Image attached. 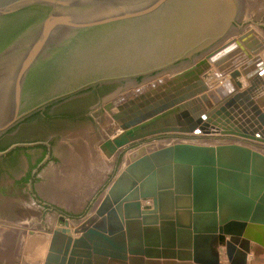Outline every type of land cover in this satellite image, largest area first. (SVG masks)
Returning <instances> with one entry per match:
<instances>
[{
    "label": "water",
    "instance_id": "water-1",
    "mask_svg": "<svg viewBox=\"0 0 264 264\" xmlns=\"http://www.w3.org/2000/svg\"><path fill=\"white\" fill-rule=\"evenodd\" d=\"M225 28L239 39L170 68ZM242 41L253 53L264 46V0H0V137L13 143L0 150V264H223L220 246L229 264H249L252 242L264 245V155L238 143L141 155L75 229L80 237L68 224L51 235L57 214H77L132 142L211 129L264 143V88L207 109L217 91L226 96L202 82L209 59L224 73L239 68V87L240 74L264 85L263 59ZM155 72L172 74L165 89L129 99ZM197 80L202 88L187 91ZM108 100L122 127L112 139L101 129Z\"/></svg>",
    "mask_w": 264,
    "mask_h": 264
},
{
    "label": "rangeland",
    "instance_id": "rangeland-1",
    "mask_svg": "<svg viewBox=\"0 0 264 264\" xmlns=\"http://www.w3.org/2000/svg\"><path fill=\"white\" fill-rule=\"evenodd\" d=\"M234 38H238V36L232 31V29L225 28L219 33H217L215 36L211 37L204 43L194 48L192 53H190L189 55H186L183 58H179L178 60H176L170 68L177 71L180 70L182 72L187 67L195 64L200 59L206 58L207 54L219 48L220 46H223L224 44L233 40ZM156 72L151 74V76H156V74H158ZM169 75L171 79L172 74ZM159 77H160L159 75L153 77V79L148 83L154 82V80H157V78ZM237 79L243 83V79L241 77H238ZM143 81L144 79L141 80L139 83H142ZM205 81L206 84L209 86L221 82L220 78H215L214 74H210V73L206 76ZM108 102L109 100L103 103L102 108L109 115V117H111V120L106 124H104L103 126H101V129L108 137V139L109 138L112 139L118 134H120L122 127L112 118L111 114L105 109V105ZM235 140L236 142L239 141L238 143H240V141H244L243 142L244 145L264 153L263 142L252 141L235 135L223 134L219 130H216V132H212L211 134H204L202 132L201 133H194V132L193 133H163L136 142H132L131 144L120 150V152L115 156L114 165L110 172V175L106 178V180L101 184V186L96 190V192L90 197V199L85 203V205L80 209V211L77 214H73L69 216L63 214H57L51 235L53 234L54 230L61 229L65 227L66 224H68L69 225L68 227L72 229L73 237H80L82 232L74 233L75 229L82 226L84 223L87 222V220L90 217L96 214L99 205L101 204L105 195L108 193V189L114 182L117 175L121 172L124 166L134 161L136 158L140 157L141 155L150 153L165 145L175 144L177 142H190L195 144L217 146L221 144L235 143L234 142ZM143 203H149V201H143ZM219 250L221 252V262L223 264H229V260L226 256V248L220 246ZM43 262H45V258ZM249 264H264V245H261L260 243L255 241L252 242Z\"/></svg>",
    "mask_w": 264,
    "mask_h": 264
},
{
    "label": "bare ground",
    "instance_id": "bare-ground-1",
    "mask_svg": "<svg viewBox=\"0 0 264 264\" xmlns=\"http://www.w3.org/2000/svg\"><path fill=\"white\" fill-rule=\"evenodd\" d=\"M238 38H234L233 40L227 42L226 44H224L223 46H228L230 45L231 43L235 42ZM242 46H243V50L245 53H247V56L251 55L252 57L255 56V55H260V57L263 59V67H262V72H264V53H263V50H264V46H262L257 53H253L248 47L247 45L242 41ZM208 63L207 65L203 66L205 68V73H207V75L210 73V74H214V77L215 78H220V81L219 83L215 84V85H212V86H209L206 84V81H205V78L203 74H201V79L203 80V84L206 86V90L209 91L211 89H215V91L217 90V88H221L223 89V94H225L226 96L225 97H222V95L219 94V91H217V98L220 99L219 102L216 103V100L214 99H210L212 104H213V107H208L207 105V109L210 110L214 107H219V105H223L225 104L228 100H230L231 98H233L235 95L237 94H240V93H245L246 95H248L250 98L252 97H255L257 94H259V92L261 90H263L264 88V85L263 83H260L258 84L257 87H251V79H248L246 76L240 74V77L243 79V85L241 87L238 86L237 84V81L235 80V78L232 77V73L235 72V71H239V68H237L236 70H232L228 73H224L222 72L221 70H219L215 65L214 63L209 59L207 60ZM223 77V78H221ZM231 77L233 78V81H231ZM170 79V75L169 73L163 75V76H160L159 78H157V80H154V82H151V83H146L144 85H141L137 88H128L127 90H132L130 91L128 94L129 95V99L132 98L134 99L135 97L136 98H140L141 95H145L146 97L149 96V95H152L153 93H151L152 91L154 90H164L165 89V86H167V82L169 81ZM229 80V81H228ZM227 81L230 83L229 86H226V83ZM202 82H199L198 80L195 81L193 84H191L188 88L187 86H185L184 88L186 89L187 88V91H194L196 90L197 88H202ZM132 93V94H131ZM147 94V95H146ZM120 95V94H119ZM119 97L118 95L116 97H113L110 99V101H114L115 98ZM120 101H119V104H123V103H126L128 102V98L124 97V96H121V98H118ZM135 100V99H134ZM192 100V99H190ZM189 101V100H188ZM249 111H251L252 115H254L255 117V120H258V117L257 115L255 114V110L253 109L252 106L249 105V108H248ZM246 112V111H244ZM109 116V115H108ZM111 118V117H110ZM264 128V126H263ZM122 131V130H121ZM120 131V133H121ZM212 132H216V130H209ZM218 132V131H217ZM235 143H238V142H235ZM240 145H244L243 143H238ZM246 146V145H244ZM248 147V146H247ZM251 148V147H249ZM252 150H254L253 148H251ZM259 151V150H257ZM261 154L264 155L263 152L259 151ZM227 153H225V156H226ZM229 160H231L229 158ZM123 170V169H122ZM103 201V200H102ZM95 214V213H93ZM60 242L57 244V246H60Z\"/></svg>",
    "mask_w": 264,
    "mask_h": 264
},
{
    "label": "flooded vegetation",
    "instance_id": "flooded-vegetation-1",
    "mask_svg": "<svg viewBox=\"0 0 264 264\" xmlns=\"http://www.w3.org/2000/svg\"><path fill=\"white\" fill-rule=\"evenodd\" d=\"M111 83H113V82H111ZM107 84H110V83H106V84H98V85H95V86H93V87H90V88H88V89H86V90H84V91H81V92H79V93L74 94L73 96H71V97H69V98L62 99V100H60V101H57V102H55V103H52V104L48 105L44 110H40L39 112H40V113L42 112V115H44L45 117H48V115H50L51 112L56 111L58 108H60L61 106H64L65 104L68 105L67 103H68L69 101H71V100H73V99H75V98H78V97H80V96L86 95L87 93L94 92V91L100 89L101 87H103V86H105V85H107ZM114 92H115V91H114ZM107 94H108V93L103 94V95L106 96ZM110 94H112V93H110ZM110 94H109V95H110ZM109 95H107V96H109ZM107 96H106V97H107ZM103 97H104V96H103ZM76 111H78L79 114H82V115H87V114L89 115V112H88L87 108H84V107H82V106H80L79 109L76 110ZM24 121H25V120H23L22 122H20L16 127H18V126H20L21 124H23ZM14 128H15V127H14ZM14 128H13V129H14ZM9 133H10V132H9ZM9 133H7L6 135L0 137V142L4 143V140L6 139V137H7V135H8Z\"/></svg>",
    "mask_w": 264,
    "mask_h": 264
},
{
    "label": "trees",
    "instance_id": "trees-1",
    "mask_svg": "<svg viewBox=\"0 0 264 264\" xmlns=\"http://www.w3.org/2000/svg\"><path fill=\"white\" fill-rule=\"evenodd\" d=\"M13 143H8V144H3L2 142H0V150H6L8 147H10Z\"/></svg>",
    "mask_w": 264,
    "mask_h": 264
},
{
    "label": "crops",
    "instance_id": "crops-1",
    "mask_svg": "<svg viewBox=\"0 0 264 264\" xmlns=\"http://www.w3.org/2000/svg\"><path fill=\"white\" fill-rule=\"evenodd\" d=\"M232 141V140H231ZM234 142H236V140L234 141ZM237 142H239V141H237ZM244 141H240V143H243Z\"/></svg>",
    "mask_w": 264,
    "mask_h": 264
}]
</instances>
